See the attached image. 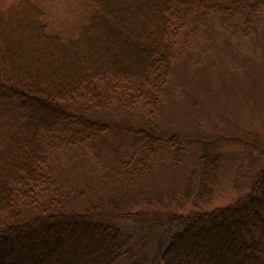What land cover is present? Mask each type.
<instances>
[{"label": "trees", "instance_id": "1", "mask_svg": "<svg viewBox=\"0 0 264 264\" xmlns=\"http://www.w3.org/2000/svg\"><path fill=\"white\" fill-rule=\"evenodd\" d=\"M263 11L264 0H0V264H122L127 237L101 210L112 203L61 205L48 194L55 160L111 128L146 157L160 135L99 111L152 114L196 16ZM166 224L158 264H264V166L236 202Z\"/></svg>", "mask_w": 264, "mask_h": 264}, {"label": "rangeland", "instance_id": "2", "mask_svg": "<svg viewBox=\"0 0 264 264\" xmlns=\"http://www.w3.org/2000/svg\"><path fill=\"white\" fill-rule=\"evenodd\" d=\"M175 51L172 77L152 114L97 112L111 122L143 120L160 135L146 157L133 135L111 128L89 150L64 151L54 163L56 186L47 193L61 205L112 203L101 210L116 214L110 218L127 237L122 264H158L176 230L168 217L236 202L264 166V11L251 21L200 14ZM135 163L144 168L130 171Z\"/></svg>", "mask_w": 264, "mask_h": 264}]
</instances>
